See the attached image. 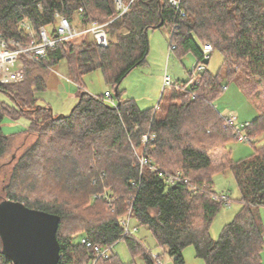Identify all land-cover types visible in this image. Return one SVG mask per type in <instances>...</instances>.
<instances>
[{"label": "trees", "instance_id": "1", "mask_svg": "<svg viewBox=\"0 0 264 264\" xmlns=\"http://www.w3.org/2000/svg\"><path fill=\"white\" fill-rule=\"evenodd\" d=\"M120 1L126 7L121 15L115 0H0L5 39L31 41L23 21L35 34L40 28L54 32L56 15L79 29L103 24L108 36L106 47L83 34L47 48L39 62L21 56L24 79L0 84L14 103L0 106V202H19L59 217L58 264H122L111 252L119 241L132 256L156 264L158 258H151L140 241L123 235L126 215L152 233L174 264H184L188 246L205 264H264L259 215L264 206V101H259L264 93V0H180L179 8L168 0ZM163 27L170 51L178 57L190 52L196 63L190 79L172 81L156 107L141 110L133 99L122 98L119 86L146 63L148 31ZM204 44L222 56L214 74L207 70L210 59L202 60ZM61 61L67 78L78 86V101L67 115L39 106L36 97L47 87L49 70ZM200 63L204 69L196 73ZM95 70L117 89V96H110L114 106L104 94L83 90L80 79ZM225 81H235L245 96L263 104L240 130L253 153L216 167L209 153L238 137L214 106ZM5 116L28 119L27 133L35 137L6 172L1 161L16 136L3 134ZM140 156L149 164L140 167ZM223 170L237 184L241 209L213 240L211 222L229 202L213 190V175ZM170 176L177 177L172 184ZM93 246L111 247L109 256L96 257ZM0 264H13L3 256L1 242Z\"/></svg>", "mask_w": 264, "mask_h": 264}, {"label": "rangeland", "instance_id": "2", "mask_svg": "<svg viewBox=\"0 0 264 264\" xmlns=\"http://www.w3.org/2000/svg\"><path fill=\"white\" fill-rule=\"evenodd\" d=\"M147 38L149 53L146 63L133 69L119 86L122 98L133 99L141 110L156 107L163 90L164 76H169L172 81L185 82L190 79L189 73L192 72L196 63V58L190 52L178 57L173 51H170L168 28L149 30ZM208 45L204 44L203 46ZM221 65V54L217 51L212 52L207 70L214 74L220 70ZM46 84L47 87L44 91L36 93L37 104L50 108L53 114L67 115L78 101V86L67 78L65 61H61L49 70ZM80 84L83 90L92 96H100L105 91L114 95V89L106 84L100 70L84 75L80 79ZM223 84L226 89L214 101V106L221 116L236 117L232 126L241 130L245 123H250L256 118L260 112L259 107L263 103L257 104L245 96L235 81H225ZM259 97L260 102L264 101L263 91H260ZM13 104L9 95L0 90V106H12ZM29 125V120L25 117H20L17 120H12L8 116L4 117L1 125L3 134L16 136L9 153L1 161L5 165V172L9 170L12 162L18 158L21 152L34 141L35 137L27 133ZM241 132L243 133V130ZM226 150H230L229 155ZM252 153L253 147L249 142L232 141L225 148L211 151L209 157L213 165L219 167L227 164L229 158L232 161H238L248 158ZM13 156L14 158H12ZM213 190L218 195L229 198V202L221 207L210 225L209 235L211 239L216 240L224 225L235 218L241 205L238 187L230 171L223 170L213 175ZM259 215L264 231V206L259 208ZM128 216L130 217V215H126L125 218ZM134 227L137 229L132 233L133 238L141 242L151 258L157 257L162 264H174L172 258L166 253V249L157 245L152 233L147 228L138 226L132 219L130 228ZM111 252L119 258L122 264H146L140 256L131 255L124 241L113 245ZM182 256L184 264H205L202 259L195 256L192 246L184 248ZM261 258L264 262V250L261 253Z\"/></svg>", "mask_w": 264, "mask_h": 264}, {"label": "built area", "instance_id": "3", "mask_svg": "<svg viewBox=\"0 0 264 264\" xmlns=\"http://www.w3.org/2000/svg\"><path fill=\"white\" fill-rule=\"evenodd\" d=\"M168 2L175 8H179L180 0H168ZM116 8L121 15L126 7L121 3L120 0H115ZM57 16V24L54 32H49L45 28H40L38 33L35 34L31 30V26L28 22L23 21L20 23L21 27L25 29L28 34V38L31 39L28 43H22L15 39H5L0 35V84L18 83L24 79L23 64L20 60L21 56H26L34 62H39L43 59L47 48H52L60 41H70L83 34H88L99 46L106 47L108 45V36L106 34L104 25L90 23L85 29H79L72 26L69 21L63 16ZM212 48L210 46L202 47V60L206 61L210 59ZM204 69L203 64H199L196 68V73L201 72ZM194 72V74H195ZM194 74L192 75L194 77ZM172 83L169 76H164L163 87H167ZM111 93L106 91L104 98L110 105L114 106V102L110 99ZM226 123L231 125L235 123L236 117L229 116L224 117ZM246 125V124H244ZM244 125L242 127H244ZM233 127V126H232ZM235 133H237V141L240 143L249 142L250 139L240 133L238 127H233ZM147 136H143L142 140L146 141ZM140 167L148 165L149 161L140 156L138 158ZM177 177L170 176L167 178L169 183H174ZM186 182V181H185ZM123 226V235L132 234L136 231V228H130V217L124 218L121 222ZM81 243L86 248H90V243L86 239H82ZM93 251L96 257L107 258L110 254L111 247H98L93 246ZM94 262V261H93ZM156 264H162L157 261Z\"/></svg>", "mask_w": 264, "mask_h": 264}, {"label": "water", "instance_id": "4", "mask_svg": "<svg viewBox=\"0 0 264 264\" xmlns=\"http://www.w3.org/2000/svg\"><path fill=\"white\" fill-rule=\"evenodd\" d=\"M58 225L57 215L29 209L19 202H0L3 256L13 264H58Z\"/></svg>", "mask_w": 264, "mask_h": 264}, {"label": "crops", "instance_id": "5", "mask_svg": "<svg viewBox=\"0 0 264 264\" xmlns=\"http://www.w3.org/2000/svg\"><path fill=\"white\" fill-rule=\"evenodd\" d=\"M246 124V123H245Z\"/></svg>", "mask_w": 264, "mask_h": 264}]
</instances>
